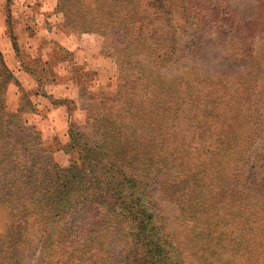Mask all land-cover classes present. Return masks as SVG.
<instances>
[{"label": "rangeland", "instance_id": "374dc122", "mask_svg": "<svg viewBox=\"0 0 264 264\" xmlns=\"http://www.w3.org/2000/svg\"><path fill=\"white\" fill-rule=\"evenodd\" d=\"M6 1L14 5H5L3 14L18 21L25 11L20 1ZM57 4L65 13L66 25L72 33L55 35L53 40H48L51 34L42 35L40 47L49 46L50 56L46 64L36 66L41 76L39 83L24 84L9 67L12 59L6 54L4 57L0 50V101L9 114L20 106L26 107L23 128L36 138L32 144L23 139L19 146H27L33 162L41 164H37L41 169L38 176L50 182L55 171L83 164L79 174H88L92 180L95 174L106 171L108 164H118L126 175L149 191L150 205L158 213L155 220L162 219L164 233L174 246L184 251L185 262L244 264L241 255L245 252H264V173L260 172L264 169V44L260 48L264 43V0H57ZM8 21L10 28L13 24V31L21 26ZM242 43H252L254 50L259 46L252 59H246L248 51ZM77 48L74 56L84 52L89 59L95 55L90 57L87 71L73 61L71 51ZM60 61L68 64L63 70L56 69ZM69 74L78 79L77 89L65 84L44 85L50 80L57 83L58 79L65 83ZM41 91L50 95L44 96ZM67 92L73 99L67 97ZM184 93L192 99L210 98L207 111L195 113L194 118L207 124L214 122L217 127L212 130L211 126V132L220 125L230 136L237 132V145L231 146L228 155L221 149L213 152L218 155L215 162L222 166L221 175L226 178L218 185L210 184L211 177L199 169L212 160L205 158L207 152L197 147L178 158L170 154L180 143L178 140H160L148 148L144 146L147 138L143 140L140 130L136 129V134L127 133L135 131L134 114L147 116L146 100L152 94L154 100H167ZM58 103L65 105L64 112H50ZM160 114L164 119L172 116L169 112ZM187 116L192 120L193 114ZM234 116L237 120L229 121ZM10 118L12 123L18 119L13 115ZM5 122L0 116V136L4 134ZM11 139L0 138V240L9 229L22 230L20 264H61L63 261H57L63 257L67 264H80L77 256L66 259L68 252L59 241V229L52 237L55 243L44 249L39 221L46 200L33 199L34 188L29 189L32 199L26 191L13 190L17 198L14 204L8 206L3 202L2 183L12 179L10 176L5 180L11 164L3 159L7 156L5 150L10 152L12 146L2 144ZM162 165L164 168L160 170L158 167ZM212 169L207 171L211 173ZM194 170L198 171L195 180L203 189L188 195L181 188ZM223 185L226 188H221ZM230 201L235 202V208L238 205L243 208L245 214L224 224L216 216L218 223L211 232V240H203L198 222L218 212V208L219 213L227 211L223 208ZM24 211H28L27 217L21 220ZM97 212L91 204L79 205L67 224L75 225L85 234L93 228L89 237L95 246L102 244L96 251L108 264H138V259H131L133 248L127 227L126 234L108 231L106 225L117 227L110 220L97 224ZM250 212L256 215H249ZM145 249L136 246V254L143 256ZM194 250L203 255H194Z\"/></svg>", "mask_w": 264, "mask_h": 264}, {"label": "trees", "instance_id": "16d2710c", "mask_svg": "<svg viewBox=\"0 0 264 264\" xmlns=\"http://www.w3.org/2000/svg\"><path fill=\"white\" fill-rule=\"evenodd\" d=\"M211 14H213V12ZM209 17H211V15L207 16L208 19ZM170 20L171 17L167 21ZM192 24L197 23L192 22ZM171 28L172 24L169 26V29ZM263 44L264 43L260 44V48L261 46L263 47ZM14 46L17 55H19L20 52L17 41L14 42ZM245 47L248 51L246 59H252L253 54L259 49V46H256V50H254L255 46H253L252 43L245 45ZM39 63L42 62L40 58L36 56V58L30 60V67H25L33 73L32 75L34 78L36 77L35 80L37 83H39V78H41V76L38 75V69L36 68ZM41 70H43V68H41ZM83 71L85 70L83 69ZM44 85L48 87L47 83H44ZM41 92L44 96L50 95V92L48 91ZM38 93L39 90L36 89L35 94ZM209 99L210 98L206 96H198L197 98L192 99L190 96L187 97L184 93L182 96L169 98L167 100H154L152 94V96L146 100L147 116L142 118L134 114V124L132 125H134L135 131H129L127 133L136 134V129L140 130L143 134V140L145 141V138H147L144 146H148V148H152L160 140L169 138L178 140L180 143H178L170 152V154L178 158H181V156L189 153L191 149L197 147L201 152H207L205 158H212V160L209 163H205L206 166L199 167V169L201 171L205 170L206 176L208 178L211 177L210 184L216 183L215 185H218L220 180L223 181L226 178L224 175H221L222 166L218 162H215L214 158L217 159L218 155H213V152L217 149H221L222 151L227 152L228 155V151H231V149L237 145V132H233L234 136H230L231 133L229 131L222 130V125H220L214 132H211L217 127L214 122L209 121L210 124H207L200 119L194 118L196 115L195 113H203L204 111H207L206 103L209 102ZM59 101L63 100L59 99ZM32 105L35 104L32 103ZM25 108L26 107L20 106L15 113L9 114V112L4 111V106L0 101V113L3 115L0 116L6 120L4 124L5 126L2 125L4 134H2L0 138L4 136L13 137L8 143L3 142L2 144V146H12L10 152L5 150L7 156H4L3 159L8 160L9 164H11L10 175L6 174L5 180L12 176L11 181H6L5 184L2 183V187L5 190L3 202L8 206H12L14 200L17 199L12 191L19 190V193L26 191L31 195L29 192L30 188H34L33 199H38L40 201L46 200L45 208L39 221L41 232L40 237L44 249H47L50 244L55 243L52 237L54 232L59 229L58 236L61 235L59 241L63 242V248L68 252L66 259H71L73 257L72 255H74L77 256L76 258H78L80 264H108L107 261L98 257L96 251L100 249V245L102 244L97 243V246H95L93 241H91L92 239L89 237L94 231L93 228L91 232L85 234L75 225L67 224L69 217L78 209L79 205L91 204L93 208L95 207V209L99 211L97 212V224H106L110 220V223L114 224L117 228H110L106 225L108 231L115 230L116 232H124L125 234L127 232V237L133 248L130 251L133 254L131 259H138V264H193L183 260L184 251L179 246H174L169 235L164 233L162 219L155 220L158 213L155 208L150 205L151 200L148 199L149 191H146L144 187L142 188L137 184L135 179L126 175L120 165H112L113 163L108 164L106 171L93 176L92 180L96 178L94 182H91L92 180L89 179L90 176L88 174H79L83 169V164L81 166L72 164L65 169L63 168L55 171L52 175L53 178H50V182L49 180H44L43 177L38 176V172L41 169L37 168V164L40 166L41 164L33 162L32 154L27 146H19L22 144L23 139H29V141H32V144L33 139L36 138L34 134H27L23 128L25 117L28 113ZM213 109L214 107H211L210 111ZM33 110L34 109L30 111ZM137 110L138 109L136 108L134 112ZM164 112H169L172 116L164 119L160 114ZM187 114H193V121L189 119ZM12 115L18 118L15 123H12L11 121L10 117H12ZM233 120L236 121L237 116L229 118V121ZM183 121H186V123L184 124ZM211 126H213L212 130H210ZM17 140L21 141L19 142ZM138 145L141 146V144ZM104 166L106 167V165ZM192 167L194 168L195 165H192ZM212 167V172L209 173L207 168ZM158 168L161 170L164 166L162 165ZM105 172L107 175H105ZM260 172L264 173V169ZM197 174L198 171L194 170L191 178H187L184 181L185 184L181 190L184 189L183 191L186 192L185 194L189 195L195 191L198 193V191L203 189V185L197 184V181L195 180ZM1 175L3 177L5 176V174L2 173ZM262 179L264 181V176ZM46 181L48 182L47 184H45ZM217 188L219 189L220 187L218 186ZM221 188L224 189L226 186L223 185ZM245 189L246 187L242 188V191ZM29 198L32 199V195ZM23 199L27 198H22V200ZM234 203V201H230L227 204V207L223 208L226 210L228 209L227 211L219 213L218 208V212L212 213V216L209 218L198 222L197 227L201 230L200 233L204 236L203 240H211V232L218 223L216 216H219L221 218V223L224 224L228 219H239L245 214L243 208L239 205L235 208ZM243 207L246 206L243 205ZM223 209L222 211H224ZM229 210H231V212H228ZM26 212L21 216V220L26 219ZM249 215L255 216L256 214L250 212ZM213 217L216 220H214ZM119 225L122 226L118 228ZM125 227H127L126 232L124 230ZM21 233L22 230L20 229L12 231L9 229L6 232V235L2 237L0 240V264L21 263L22 257L19 256V253L22 250V247H20L19 244ZM132 238H135L136 242L132 243ZM136 246H139L140 250L141 248L146 247L143 256L136 254ZM262 251L256 252L255 254L245 252L241 255V259L244 260V264H261L264 256V252ZM197 253H199V257L203 255L202 252L194 250L193 254L195 255ZM140 256H142V258H139ZM140 259H142V261H140ZM61 261H63L61 264H67L64 257L59 259L57 263Z\"/></svg>", "mask_w": 264, "mask_h": 264}, {"label": "crops", "instance_id": "0c3cea01", "mask_svg": "<svg viewBox=\"0 0 264 264\" xmlns=\"http://www.w3.org/2000/svg\"><path fill=\"white\" fill-rule=\"evenodd\" d=\"M19 1V5L25 11L22 15H20L18 21H16L17 18H14L12 15L9 18L5 13L3 14L4 10L2 11V8H4L5 5L13 6L14 4H12V2L9 3L6 0H0V50L2 51L3 55L6 54V56L12 59V66L9 67L11 69H14L16 73H18L20 79L25 82L24 84H29V86H33L36 84V80L32 75L33 73H31V71H29L25 67H30V60L36 58V56L40 57L41 62L46 64L50 56V51L48 50L49 46L45 49L40 47L42 35H44L45 33L51 34V36L48 35V40H53V36L57 35L58 37L61 36V34H65L66 31L69 33V31L71 32L72 30L66 25L65 13L58 9L57 0ZM26 12L28 14H25ZM10 19V23H13L15 21L16 24L19 23V25H21L20 28H16V30L13 31V24H10L11 28L8 25V20ZM36 23L38 25H35ZM39 27L41 29H39L38 32ZM32 28H34V30ZM70 36L73 38V35ZM57 39L55 38V40ZM16 41L18 42L20 52L19 55H17V52L15 51L14 42ZM76 51L78 52V48L71 51L74 63L78 64L79 66H82V70L84 69L85 71H87L91 64L88 63V61L90 60V57H94L95 55L90 56L89 59L87 57L88 55L83 54L84 52L78 54V56H74L77 55ZM65 65L67 66L68 64L60 61L57 64L56 69L63 70L65 69ZM52 82L53 81L47 83L48 87L54 86V84H65L69 88L73 87L74 89H77L80 86L78 79L70 74L69 76H67V80L64 81L65 83L60 82L59 79L56 81L57 83ZM67 97L73 99L72 96L69 94ZM53 110H58L60 111V113H62L65 110V105L63 103H58L57 105L52 106L50 112Z\"/></svg>", "mask_w": 264, "mask_h": 264}]
</instances>
